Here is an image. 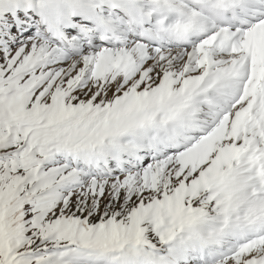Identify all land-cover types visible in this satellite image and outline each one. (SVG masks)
Listing matches in <instances>:
<instances>
[{"label": "snow or ice", "instance_id": "6c2138e0", "mask_svg": "<svg viewBox=\"0 0 264 264\" xmlns=\"http://www.w3.org/2000/svg\"><path fill=\"white\" fill-rule=\"evenodd\" d=\"M0 264H264V0H0Z\"/></svg>", "mask_w": 264, "mask_h": 264}]
</instances>
